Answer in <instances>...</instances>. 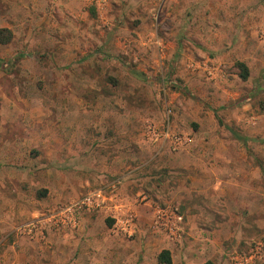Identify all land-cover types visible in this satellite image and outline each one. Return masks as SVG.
Here are the masks:
<instances>
[{
	"label": "rangeland",
	"instance_id": "374dc122",
	"mask_svg": "<svg viewBox=\"0 0 264 264\" xmlns=\"http://www.w3.org/2000/svg\"><path fill=\"white\" fill-rule=\"evenodd\" d=\"M166 127L190 141L173 150L150 138ZM13 139L23 159L16 152L7 165L41 175L36 185L62 179L76 195L113 183L121 197L123 177L148 159L141 171L155 178L134 192L135 203L150 200L142 245L149 234L190 244L181 216L201 191L182 188L226 181L230 217L237 212L225 257L264 264V0H0V160ZM174 154L191 165L170 169ZM0 171V181L14 174ZM68 199L43 207L27 198L38 211L22 220ZM156 208L170 212L175 236L156 227ZM150 237L136 264L158 249ZM10 241L0 238V264Z\"/></svg>",
	"mask_w": 264,
	"mask_h": 264
},
{
	"label": "crops",
	"instance_id": "0c3cea01",
	"mask_svg": "<svg viewBox=\"0 0 264 264\" xmlns=\"http://www.w3.org/2000/svg\"><path fill=\"white\" fill-rule=\"evenodd\" d=\"M13 140V144L3 143L4 153L0 160V166L3 167L5 172L8 168H12L11 172H14L12 176L3 174L2 181H0V204H3L0 209V238L10 236L11 239L4 251L2 264H136L140 257L143 260L148 258V251L144 246L149 245L150 236V238L156 239L150 244H158V249L150 259V264H159L157 256L162 249L169 250L170 264H231L225 257L229 252L228 243L222 244L225 239H228L234 233L233 225L229 221L232 220L231 217L236 220L237 209L235 205V215L233 213L230 217L233 202L229 197V192L226 191L225 185L227 182L222 180L212 184L207 182L202 186L192 183L190 187L182 188L183 190L186 189L187 192L190 189H195L201 191L200 193L204 195L201 197L198 196L200 195L198 193L197 198H195L196 196L190 200L187 197L185 198L188 207L181 218L185 220L184 224H186L185 227H187L188 233L195 234L192 240L189 241L190 244H184L182 241L176 243L149 234L145 244L142 245L144 239L141 236L148 230L144 222H150L152 218L149 210L150 200L145 203H135L134 196L142 192L141 185L144 179L151 181L155 178L154 175H148L141 171L144 167L142 164H147L148 159L145 162H137L138 166L134 167L135 172L126 178L123 177L119 190L124 205L123 209L125 211L131 210L137 216V223H133L131 233L137 231L138 236L136 239H128L126 238L128 235L114 230L112 227L115 220L106 211H102V216L97 213L82 212L78 215L76 221L69 222L70 219L65 217L64 222L54 223L46 216L56 212V206L46 209L41 216H36L25 222L34 223L36 227L31 234L23 232L21 227L25 224L22 220L25 213L28 212V214L31 213L35 216L38 211L36 207L30 210L26 208L25 201L27 198L34 204H39L37 203L38 199H42L40 205L44 207L66 198H69L66 203L69 204L81 198L86 192L80 191V194L76 195L78 192H75L73 185H69L66 181L63 182L62 179L53 181L50 174L45 178V182H48V184L45 182L39 184L38 181L36 185L34 182L39 180L41 175L35 176L34 173L33 179H28L27 174L30 172V168L20 167L21 162L17 165L15 162L7 165L8 159L16 152L20 155L22 153L19 151L20 143L16 142L20 139ZM7 146H10V148L5 149ZM5 155H7L6 158ZM174 155L175 157L170 158L174 160L168 162L170 169H184L188 167L186 165H191V163L175 160L179 155ZM191 155L192 157L198 156L197 152L193 150ZM163 165L167 164L163 163ZM194 167L189 166V169H194ZM158 183L161 184L160 181ZM79 185L83 187L82 183H79ZM162 185H165V183L163 182ZM26 189L39 193V195H36L41 198L33 200L32 195L27 197L25 195ZM39 189L43 190L38 192ZM45 189H48V191L46 192ZM213 189L216 191L214 192ZM179 191H181L180 188L177 192ZM134 192L136 193L134 194ZM210 192L214 193L209 195ZM176 200L179 203L180 199ZM238 207L244 208L243 204H239ZM189 208H192V210ZM55 220H59L58 217ZM206 231L211 235L213 234L212 239L208 240L207 243L206 236L202 234ZM212 245H214V248H211Z\"/></svg>",
	"mask_w": 264,
	"mask_h": 264
},
{
	"label": "built area",
	"instance_id": "2783aa9c",
	"mask_svg": "<svg viewBox=\"0 0 264 264\" xmlns=\"http://www.w3.org/2000/svg\"><path fill=\"white\" fill-rule=\"evenodd\" d=\"M148 133L151 135L150 138L159 139L161 142L167 141L173 150L180 149L190 141V138L186 135L170 132L168 127L161 132H157L155 129L151 130L150 128ZM123 206L115 184L112 183L107 189L102 187L89 190L78 200L57 208L56 212L46 217L54 223L64 222L65 217L69 218V222H71L76 221V218L82 212L106 211L115 220L113 229L130 236L133 231L134 214L131 210L125 211ZM56 217L59 220H55ZM154 223L156 227L163 229L170 236H175L177 233L175 221L170 212L165 208H156L154 210ZM35 227L34 223H25L21 228L23 232L31 234ZM237 259L235 258V261ZM236 264H242V262L237 260Z\"/></svg>",
	"mask_w": 264,
	"mask_h": 264
},
{
	"label": "trees",
	"instance_id": "16d2710c",
	"mask_svg": "<svg viewBox=\"0 0 264 264\" xmlns=\"http://www.w3.org/2000/svg\"><path fill=\"white\" fill-rule=\"evenodd\" d=\"M237 66L239 68V76L242 79H246L247 76H248V69H247V67L243 63H237ZM157 258H158L159 264H170L171 263L170 252L167 249H162L159 252Z\"/></svg>",
	"mask_w": 264,
	"mask_h": 264
}]
</instances>
